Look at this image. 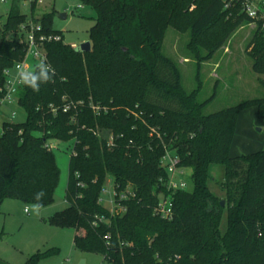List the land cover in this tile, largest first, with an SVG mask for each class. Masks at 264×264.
<instances>
[{"label":"trees","instance_id":"16d2710c","mask_svg":"<svg viewBox=\"0 0 264 264\" xmlns=\"http://www.w3.org/2000/svg\"><path fill=\"white\" fill-rule=\"evenodd\" d=\"M78 1L97 14L92 51L81 53L64 41L47 44L53 81L41 84L39 92L19 90L26 120L4 121L0 134V213L6 199L42 207L53 202L61 170L47 145L73 139L67 208L50 223L74 230L81 253L101 256V264H264V150L230 155L239 115L257 108L264 121V98L204 115L208 102H198L201 86L188 93L178 65L162 52L169 28L188 30L194 54L207 50L198 57L200 70L244 22L254 23L241 2L228 10L227 0ZM20 3L12 0L1 28L0 90L5 71L25 57L23 25L40 23L45 34L64 39L53 29L54 13L36 18L33 4L28 16ZM247 53L253 71L264 76L259 24ZM65 104H73L68 113ZM167 152L178 157L179 167L192 169V188L174 193L170 221L154 213L161 193L168 195L161 163ZM215 166L225 167L223 198L210 188L218 184L211 172ZM108 178L120 195L113 211L101 202ZM58 253L40 251L24 264H40ZM0 264L8 263L0 259Z\"/></svg>","mask_w":264,"mask_h":264},{"label":"rangeland","instance_id":"374dc122","mask_svg":"<svg viewBox=\"0 0 264 264\" xmlns=\"http://www.w3.org/2000/svg\"><path fill=\"white\" fill-rule=\"evenodd\" d=\"M234 1L230 0L226 4L228 10L235 7ZM11 3L12 0L5 3L0 0V38ZM20 9L23 14L32 15L30 5L24 0H21ZM50 13H54L53 29L62 33L65 44L79 47L90 41V30L97 17L94 9L82 5L78 0H44L36 8L34 16L39 18ZM62 14H66V19L60 18ZM255 31L254 23L244 22L211 60L202 62L199 70L198 57H204L207 50L201 47L199 54H194L190 47V31L178 32L173 28L168 29L162 52L178 65L183 88L188 93L201 86L198 102H208L203 110L204 115H213L246 101L264 98V86L261 83L264 76L253 71V61L247 53L248 44ZM29 63L31 68H34V62ZM256 113L257 108H251L239 117L232 155L251 154V148L260 149L257 144L264 150V121L260 120ZM25 120L26 111L17 101L5 103L0 108V134L4 121L22 123ZM50 143L54 145L52 151L61 170L54 200L50 205L41 207L39 215L31 209L33 204L26 205L16 199H6L3 202L0 213V258L10 264H24L27 258L40 251L57 248V255L43 259L40 264H101V256L84 254L75 248L74 230L63 229L50 223L53 215L67 208L65 196L74 140ZM246 145L252 146L246 149ZM184 172L191 189L192 169L185 168ZM211 172L218 184H211L210 188L213 193L223 198L220 184L224 179L225 167L215 166ZM114 194L113 179L108 178L101 202L111 211L115 208L117 197V194ZM26 208L29 210L28 214L25 213ZM225 229L226 216L221 223V230Z\"/></svg>","mask_w":264,"mask_h":264},{"label":"built area","instance_id":"2783aa9c","mask_svg":"<svg viewBox=\"0 0 264 264\" xmlns=\"http://www.w3.org/2000/svg\"><path fill=\"white\" fill-rule=\"evenodd\" d=\"M7 2V0H1ZM30 7L33 4H40L44 0H24ZM230 1V0H227ZM233 1V0H231ZM241 2L243 12L250 18L254 24H259L264 31V0H238ZM79 8H81L79 6ZM21 42L25 46V57L21 61L31 67L29 61L35 65L41 58L47 59L45 46L50 43L63 42L64 39L60 34H45L43 26L40 23L29 21L21 27ZM76 48L77 46H73ZM33 64V63H32ZM6 83L4 88L0 90L3 96L0 98V108L5 104H11L17 101V96L22 85L16 80L15 66L5 71ZM73 104H65L63 112L68 113L72 109ZM55 112V110H54ZM47 147L52 150L54 145L49 143ZM162 166L168 173V180L162 186L168 192V195L161 193L159 203L155 207L154 213L162 220H172L174 217L173 195L177 191L189 189V181L185 178V168L179 167V159L172 152H167L161 160ZM116 196V193L114 194ZM120 198L126 199L124 195ZM28 209V208H27ZM125 208L120 207V212H125ZM26 214L29 213L25 211Z\"/></svg>","mask_w":264,"mask_h":264},{"label":"clouds","instance_id":"9594fccd","mask_svg":"<svg viewBox=\"0 0 264 264\" xmlns=\"http://www.w3.org/2000/svg\"><path fill=\"white\" fill-rule=\"evenodd\" d=\"M15 73L17 82L30 88L34 92L40 91L41 84L50 83L56 74L55 68L46 58H41L34 68L29 67L23 62H17L15 64ZM44 193L38 192L35 194L37 201L41 200ZM42 205L37 203L31 206V209L39 215ZM25 211H28L26 208Z\"/></svg>","mask_w":264,"mask_h":264},{"label":"water","instance_id":"95a60500","mask_svg":"<svg viewBox=\"0 0 264 264\" xmlns=\"http://www.w3.org/2000/svg\"><path fill=\"white\" fill-rule=\"evenodd\" d=\"M60 18H62V19H66V14H62V15H60ZM75 49H76L77 51L81 52V53H89V52L92 51V44H91L90 41H88V42L82 44L81 46L76 47ZM224 205H225V202L222 201V202H221V206L224 207Z\"/></svg>","mask_w":264,"mask_h":264},{"label":"crops","instance_id":"0c3cea01","mask_svg":"<svg viewBox=\"0 0 264 264\" xmlns=\"http://www.w3.org/2000/svg\"><path fill=\"white\" fill-rule=\"evenodd\" d=\"M247 111V110H246ZM243 112H245V111H243ZM243 112H241V114L243 113ZM241 114L239 115V117L241 116ZM256 116L258 117V115H257V113H256ZM238 121H239V119H238ZM237 128H238V122H237V126H236V132H237ZM236 132H235V137H236ZM235 137H234V141H235ZM234 141H233V144H234ZM233 144H232V147H231V152H232V149H233ZM258 145V148H260L258 151H261V150H263V147H261V145H259V144H257ZM248 145H246L245 147H246V149L247 148H251V146H248ZM255 149H253V148H251L249 151L251 152V153H255L257 150H255ZM257 151V152H258ZM236 154V153H235ZM231 155V157H237V156H240V155H232V153L230 154ZM1 259V258H0ZM1 260H3V259H1ZM3 261H5V260H3ZM6 263H8V264H10L8 261H5Z\"/></svg>","mask_w":264,"mask_h":264}]
</instances>
